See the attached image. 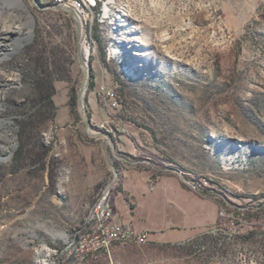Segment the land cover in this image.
Here are the masks:
<instances>
[{
    "label": "rangeland",
    "instance_id": "1",
    "mask_svg": "<svg viewBox=\"0 0 264 264\" xmlns=\"http://www.w3.org/2000/svg\"><path fill=\"white\" fill-rule=\"evenodd\" d=\"M54 4L0 0V264H264V0H111L79 41L88 126ZM160 180L186 228L106 241L98 203Z\"/></svg>",
    "mask_w": 264,
    "mask_h": 264
},
{
    "label": "crops",
    "instance_id": "2",
    "mask_svg": "<svg viewBox=\"0 0 264 264\" xmlns=\"http://www.w3.org/2000/svg\"><path fill=\"white\" fill-rule=\"evenodd\" d=\"M125 188L134 200L130 201L121 195L117 200L118 212L109 221L132 219L135 229L147 231L148 238L152 240H169L172 237V233L167 230L170 224L176 231L186 228L188 215L174 195L175 186L173 188L170 183L160 180L145 192L135 189L134 185Z\"/></svg>",
    "mask_w": 264,
    "mask_h": 264
},
{
    "label": "built area",
    "instance_id": "3",
    "mask_svg": "<svg viewBox=\"0 0 264 264\" xmlns=\"http://www.w3.org/2000/svg\"><path fill=\"white\" fill-rule=\"evenodd\" d=\"M54 3L72 9L81 26L82 19H84V12H93L94 8L91 4V0H81V4H74V0H54ZM102 209L103 206L101 202V204L97 205L95 213H101ZM103 232L105 234L106 241L115 240L123 243L131 240L142 242L148 237L147 231H137L135 229L131 219H127L125 221H115L111 219V221L105 225Z\"/></svg>",
    "mask_w": 264,
    "mask_h": 264
},
{
    "label": "bare ground",
    "instance_id": "4",
    "mask_svg": "<svg viewBox=\"0 0 264 264\" xmlns=\"http://www.w3.org/2000/svg\"><path fill=\"white\" fill-rule=\"evenodd\" d=\"M110 2H111V0H91V4L94 6L93 12H84V19H82V26L85 30H87V28H89L91 30V25L93 22L92 20H93L95 15L97 17L101 18V17H103V15L105 13L108 12V10H109L108 6H109ZM74 4H81V0H74ZM96 9H98V11ZM95 10L97 11L96 13H95ZM97 20L100 21L99 18H97ZM81 51H82L81 55H82L83 62H84V64H86L87 47L84 45L82 40H81V46H80V52ZM134 53L140 54L139 51H135ZM99 204H101V202L98 203V205ZM102 206H103V209H102L101 213H96V215H98L99 217H103L105 219H108L109 212L106 211V205L102 204Z\"/></svg>",
    "mask_w": 264,
    "mask_h": 264
},
{
    "label": "water",
    "instance_id": "5",
    "mask_svg": "<svg viewBox=\"0 0 264 264\" xmlns=\"http://www.w3.org/2000/svg\"><path fill=\"white\" fill-rule=\"evenodd\" d=\"M37 6H38V8H45V9L46 8H54V9L65 10L68 13H70L75 19V27H76L77 40H78V59L80 60V62L82 64V67H83V71H84L83 82H82V84L80 85V87H79V89L77 91V104H78V107L80 109L81 115L84 118V120H85V122H86V124L88 126V117L86 115L84 106L82 104V94L85 91V88H86L87 83H88V77H89L87 65L84 64L83 59H82V55H81V52H80V43H79V41H80L81 36H82V26H81L79 20L75 17V14H74L73 10L70 9V8L63 7V6H60V5H57V4L49 5V6L48 5H46V6L37 5ZM100 134H103V135L106 136L107 143H108L109 139H110V134H108V133H100Z\"/></svg>",
    "mask_w": 264,
    "mask_h": 264
},
{
    "label": "trees",
    "instance_id": "6",
    "mask_svg": "<svg viewBox=\"0 0 264 264\" xmlns=\"http://www.w3.org/2000/svg\"><path fill=\"white\" fill-rule=\"evenodd\" d=\"M106 209H107L108 212H109V217H108V219H109V218L113 215V213H112L111 208H110L109 205H106Z\"/></svg>",
    "mask_w": 264,
    "mask_h": 264
}]
</instances>
